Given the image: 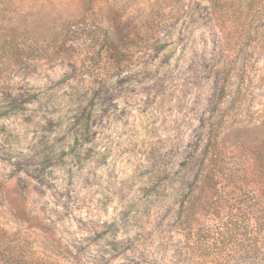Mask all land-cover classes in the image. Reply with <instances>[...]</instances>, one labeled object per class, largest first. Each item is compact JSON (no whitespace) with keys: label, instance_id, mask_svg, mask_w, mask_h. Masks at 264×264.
Wrapping results in <instances>:
<instances>
[{"label":"rangeland","instance_id":"374dc122","mask_svg":"<svg viewBox=\"0 0 264 264\" xmlns=\"http://www.w3.org/2000/svg\"><path fill=\"white\" fill-rule=\"evenodd\" d=\"M213 124L264 200V0H0V264H188Z\"/></svg>","mask_w":264,"mask_h":264},{"label":"trees","instance_id":"16d2710c","mask_svg":"<svg viewBox=\"0 0 264 264\" xmlns=\"http://www.w3.org/2000/svg\"><path fill=\"white\" fill-rule=\"evenodd\" d=\"M231 63L236 61L231 60ZM226 71L224 76L230 73V69ZM219 127V124L210 127L198 172L181 201L173 226L185 235L184 249L189 257L188 264H264V200L253 193L239 198H235L234 194L228 198L230 192L227 188L218 200H210V197H214L213 191L222 182L227 187L238 186L242 179L233 167L237 161L231 162L220 151L221 144L225 143L219 139ZM193 155L195 152L190 155L191 159ZM194 186L201 191L200 198L194 197ZM127 249L131 250L129 247ZM113 250L119 251L117 243ZM81 251V248H77L75 252L76 264H87ZM163 253L145 249L143 252H133L125 261L127 264H163L159 259L161 257L163 260Z\"/></svg>","mask_w":264,"mask_h":264}]
</instances>
